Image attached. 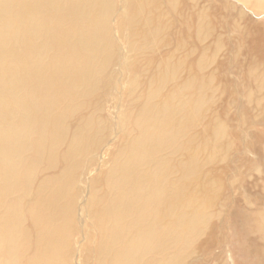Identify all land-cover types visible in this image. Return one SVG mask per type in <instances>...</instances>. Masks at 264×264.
<instances>
[{
    "label": "bare ground",
    "instance_id": "6f19581e",
    "mask_svg": "<svg viewBox=\"0 0 264 264\" xmlns=\"http://www.w3.org/2000/svg\"><path fill=\"white\" fill-rule=\"evenodd\" d=\"M218 1L223 4L221 17L217 5L207 0H186V4L184 0L122 2L126 10L123 8L118 27L123 22L132 25L127 36L121 33L127 44L124 59L128 62L131 58V41L137 39L133 52L141 54L142 60L149 58V66L154 67L151 70L146 65L151 76L145 93L134 102L122 103L117 146L108 157L111 173L103 177L100 169L89 180L95 197L89 201V195L79 207L84 199L77 189L79 158L92 154L102 137H98L97 79L108 75L112 58H118L119 46L110 37V20L119 1L5 0L3 8L5 11L7 6L8 13L2 29L6 57L0 88V264H75L74 259L76 264H186L187 260L198 264L201 253L208 255L210 264H226V248L230 245L234 262L241 255L236 253L241 245L258 257L251 262L241 255L245 264H264V185L259 184L263 177L254 180L255 193L250 194L255 199L254 210L242 209L241 236L234 235L230 244L212 226L219 213L214 209L216 200L224 188L204 169L217 161L229 163L233 153L224 123H217L213 108L216 70L204 73L220 51L217 22L227 19L230 10L240 20L247 16L248 7L264 13V0H238L243 3L238 9L227 0ZM189 4L191 11H187ZM175 10L188 12V30L197 36L192 48L197 66L183 60L180 51L185 46L180 33L173 39L174 32L169 31H173L174 23L180 27L178 21L167 18L168 11L175 15ZM252 26L247 31L252 37L244 41L248 70L238 74L245 101L255 108L257 124L264 125L260 90L264 88V33ZM171 46L178 54H170ZM163 47L168 51L165 57L158 53ZM194 69L197 74L191 72ZM247 116L243 113L238 121L242 126L237 128L241 127L243 133L235 127L240 142H244L243 135H254V144L262 149L264 139L260 141L258 135L247 134L243 128ZM65 135L71 145L69 156L76 164L67 169L44 165L40 171L42 163L38 158L33 162L35 149L31 144L55 142ZM33 170L40 175H33ZM257 172L262 173L260 169ZM80 211L82 220L94 229L95 253L79 245L76 222ZM202 236H206L204 245L200 243Z\"/></svg>",
    "mask_w": 264,
    "mask_h": 264
},
{
    "label": "rangeland",
    "instance_id": "374dc122",
    "mask_svg": "<svg viewBox=\"0 0 264 264\" xmlns=\"http://www.w3.org/2000/svg\"><path fill=\"white\" fill-rule=\"evenodd\" d=\"M118 1L119 3H117V7H115L114 15L110 20L111 21L110 37L111 39H113L114 43L119 46V50L116 51L118 58L115 60L112 58L110 65L107 69L108 75L104 76V78L100 76L97 79L99 81L98 94H100L99 96L100 107L99 109L96 110L97 115L99 117V125H100L98 137H100V134L102 137H100L99 142L93 146L94 152L91 149L92 154H88V156L86 157L82 156V158H79L81 159L80 161L82 162L79 163L80 167L78 168L80 174L76 173V176L77 174L79 176V177L77 176L76 178L77 184L79 185V188L77 189L79 191L81 190V197L84 195V199L80 201L79 207L85 204L86 199L90 197L89 195H91L89 201L95 197V192L94 191L91 192L89 180H92L93 177H95L98 174L100 169L101 171H104L103 177H105V174L108 175L111 173L112 170H109L107 168L110 161L108 160V157H111L112 155L110 150L117 146L116 139L118 135L116 134V128L120 116L122 103L134 102L135 98L141 97L142 94L145 93L146 87L150 82L148 79L151 76V73L147 70L146 65H148V68H150L151 70L154 67V66H149L150 63L149 58H145L142 60L140 58L141 54H137L133 52L132 50L133 43H137V39L131 41V48H130L131 58L128 60V62L125 61L124 57L126 54L127 44L126 42L123 43L124 41L122 40V38H124L123 35L127 36L130 33L132 29V25L130 22H126V23L123 22L118 27L119 22L122 21L123 18V16H120L121 13L123 12V8H125L124 11L126 10V7H123L122 5V2H124L125 0H118ZM207 1L211 3L213 1V4L217 5L216 7H218L217 10L218 17L224 15L223 4L220 1L218 0H211V1L207 0ZM227 2L229 4L233 3L237 9L241 6V4L243 5V3L241 2L239 3L238 0H227ZM3 3L6 4L5 0H0V18H1L0 19V88L2 85V73L5 66V57H6L5 48L3 45L5 32L4 29H2V23H3V19L5 18V15L8 13V7L6 6L4 11ZM183 3L186 4V0H184ZM189 6L190 4L188 5V7L186 6L188 8L187 11L192 10V7L190 6L191 7L190 9ZM247 9H248L246 11L247 18L245 17L244 20L243 19L240 20L238 14L235 11L233 12L232 10H230L231 12L228 13L230 16L227 17V19H224L223 22H217L218 27H216V36L219 40L222 39L221 40L222 43H219L220 51L218 53V57L216 61L213 64L208 65L204 69V73L206 75H208L210 70L214 68L216 70L214 74L215 78H214V86H213L214 88L213 94L216 95V98H214V101H212L213 108L217 115L215 117L217 118V123H222V122L224 123L222 124L227 132L229 141L233 144L231 149V152L233 151V153H231V159L229 160V163L227 162L225 164V163H221L222 161H217L216 164H211L209 166L210 170L206 166L204 168L205 174L210 176L214 175L215 178L218 180V182L222 184L224 188L221 190L222 192H220L216 200V206L214 209L216 210L215 211L216 213L217 210L219 209V213L212 226L213 229L216 231L215 233H218L219 235L223 234V236L225 235L228 238L227 241L230 244L231 241L234 240L235 238L234 235L241 236L240 235L241 229H239V227L241 226V222L239 223V221L242 220L241 218L243 215V222H244V212L242 211V209L246 208L244 211H248V212L250 211L249 209L254 210L252 209L253 207L252 203L254 204L255 199L253 197H250V194L255 193L254 180L262 176L263 178L262 180H260L259 184L261 186L264 185V173H263L264 143L262 145L263 148L259 149L257 145L254 144V135L253 136L243 135L242 139L244 142L241 143L240 138L235 131V127L237 128L239 126H242L241 124L242 122H238V121L241 120L240 118L243 115V113L245 114L248 113L247 124L246 127L243 128L248 132L247 134L258 135L260 141L264 139V125L260 123L257 124L255 118L256 111H254L255 108L249 107L248 100L245 101L246 100L245 92L243 90V86L241 85L243 81L241 80V77H239L240 75L238 74L240 72L246 73V71L248 70L247 68L248 65L246 64L247 58L245 56V52H246L245 39H247V37H249L248 39L252 37L251 32H250L251 35L248 36L249 32L247 31H249V26L251 27L253 25L252 26L253 28L261 30L264 33V13L262 12L259 13L256 11L255 13L249 7ZM168 15L169 16L167 18L169 19V21L174 19L180 23V27H178L177 23H174L173 31L171 29L169 31L171 32V34L172 32H174L173 39H176L178 33H180L181 35L179 39L183 41L185 46V49H181L180 51L183 60L190 63L193 62L194 64V59H196V56H193L192 48L195 46L197 42V36L192 29L188 30L189 29L188 12L183 13L181 10H175V15H173L171 14L170 11H168ZM250 21H253L254 23ZM249 23H251V25H249ZM246 24L249 26H246ZM245 26L247 27V29L244 28ZM121 33L123 35H121ZM189 34L191 36H189ZM196 50L197 51L200 50L199 52H201L199 46L196 47ZM169 52L171 55L178 54L177 50L176 52L173 53L172 46L170 47ZM158 53L161 56L165 57L168 51L166 50L165 47H163L162 49L158 50ZM135 64L139 65L138 69L135 68ZM194 66H197V63H195ZM196 71H197L196 69L191 70V72L194 74L195 73L197 74ZM180 72L183 74V70H181ZM177 86H179L181 89L183 87V85L180 84ZM252 89L254 91L256 90V88H252ZM257 89H260L259 86H257ZM260 90H262L261 94H263V102H264V88ZM263 102H262L263 108L261 107V109L264 112ZM247 107H249L248 111H245ZM127 113H129V109L127 110ZM236 122L237 125L235 124ZM237 132L243 133V129L241 127L237 128ZM56 139L57 140L55 142L37 141L31 144L32 147L35 149L34 152L36 155V156L34 155L33 162H35L36 158H38L42 163L40 171L43 170L44 165L50 167L51 169H55L59 167L61 169H65V168L67 169V167L75 163V161H73L71 156H69L71 152L70 150L71 145H68L66 142L67 135H65V137L58 136ZM98 145L99 147H97ZM70 159L72 160V163H69V161H71ZM59 160L61 161L63 160V163H60ZM87 160L88 161L91 160V161L88 162ZM87 163H89L88 167H86ZM259 169L262 171V173L257 172V170ZM35 171L37 170H33V175L35 176L40 175L37 174L39 172H35ZM87 193H88V197H85ZM247 202H250L251 204H246ZM81 212L82 211L77 213V217L79 218V220L76 222V227L79 229V237H80L79 245L80 246L85 245L87 250L91 251L92 253H95L96 247L93 244V238L95 236L94 229L87 222L82 220ZM233 215L240 218H233ZM74 226L75 224H72V228L75 235ZM243 236H247V235H243ZM205 238L206 236H202V240L200 241V243L202 242L201 245H204L206 241ZM243 241L246 242L247 239L244 238ZM79 245L77 243L76 247H78ZM232 249H233V245H230L228 248H226L227 258H228V262L226 264H231L229 262L230 259L229 255L232 259V264H245V259L243 257L248 258L251 262L258 259L256 252H250V249L240 245L236 253L243 255V257L241 255H237L236 262H234L231 255ZM199 257H201V260L199 261L198 259L197 261L198 264L200 263L210 264L207 261L208 259L207 254L201 253ZM74 262L76 264V259H74ZM186 264H191V260H187Z\"/></svg>",
    "mask_w": 264,
    "mask_h": 264
}]
</instances>
